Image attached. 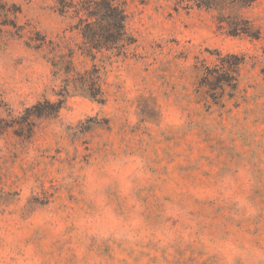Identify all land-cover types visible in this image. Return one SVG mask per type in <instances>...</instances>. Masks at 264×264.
<instances>
[{
	"label": "rangeland",
	"instance_id": "rangeland-1",
	"mask_svg": "<svg viewBox=\"0 0 264 264\" xmlns=\"http://www.w3.org/2000/svg\"><path fill=\"white\" fill-rule=\"evenodd\" d=\"M116 2L0 0V264H264V0Z\"/></svg>",
	"mask_w": 264,
	"mask_h": 264
},
{
	"label": "trees",
	"instance_id": "trees-1",
	"mask_svg": "<svg viewBox=\"0 0 264 264\" xmlns=\"http://www.w3.org/2000/svg\"><path fill=\"white\" fill-rule=\"evenodd\" d=\"M82 9L85 17L80 32L91 58L95 57L98 51L120 53L133 42L126 29V12L116 0H88V4ZM87 74H79L78 78L69 80L65 90L69 89L71 82L72 87L78 88L76 92L102 101L100 87L94 82V78Z\"/></svg>",
	"mask_w": 264,
	"mask_h": 264
}]
</instances>
